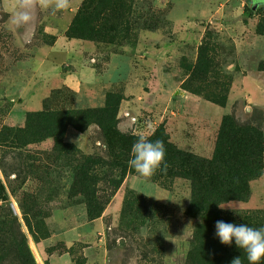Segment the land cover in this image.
I'll return each mask as SVG.
<instances>
[{
	"label": "rangeland",
	"instance_id": "obj_1",
	"mask_svg": "<svg viewBox=\"0 0 264 264\" xmlns=\"http://www.w3.org/2000/svg\"><path fill=\"white\" fill-rule=\"evenodd\" d=\"M110 96L117 133L201 160L226 117L264 137V0H0V264H215L188 179L138 175L94 123L27 137L31 115ZM261 178L221 220L264 227Z\"/></svg>",
	"mask_w": 264,
	"mask_h": 264
},
{
	"label": "trees",
	"instance_id": "obj_2",
	"mask_svg": "<svg viewBox=\"0 0 264 264\" xmlns=\"http://www.w3.org/2000/svg\"><path fill=\"white\" fill-rule=\"evenodd\" d=\"M119 104L117 97L115 99L114 96H110L106 107L100 111L43 112L31 115L27 122V137L39 136L42 140L63 138L69 126L85 132L94 123L103 130L110 148L116 147L125 155L128 153L129 160L132 145L137 138L116 132ZM157 139L162 140L166 147L167 166L166 168L161 166L162 172L167 176L179 175L192 184V202L187 209V215L201 221L195 233L197 241L213 244L217 258L215 264H231V261L240 255L244 259V264H248L243 251L238 250L234 243L230 247L219 241L215 236V225L221 220L219 205L232 201L247 202L251 196L250 182L263 176V134L255 127L241 125L234 119L226 117L218 139L215 158L209 161L175 149L161 130L151 138L153 141ZM92 160L89 158L87 162ZM92 212L96 214L91 209ZM243 223L255 226L253 219L248 217Z\"/></svg>",
	"mask_w": 264,
	"mask_h": 264
},
{
	"label": "clouds",
	"instance_id": "obj_3",
	"mask_svg": "<svg viewBox=\"0 0 264 264\" xmlns=\"http://www.w3.org/2000/svg\"><path fill=\"white\" fill-rule=\"evenodd\" d=\"M57 6L63 7V3ZM22 19L27 21L29 16L25 14ZM165 157L166 147L162 140L153 141L149 137L141 135L132 145L128 166L134 169L138 175L150 177L161 166L166 168ZM219 206L222 209L225 208V206ZM233 211L237 213L234 209ZM215 229V236L219 241L230 247L234 243L238 250L243 251L248 264H264V227H252L243 222L218 220ZM231 264H244V259L241 255L237 256L231 261Z\"/></svg>",
	"mask_w": 264,
	"mask_h": 264
},
{
	"label": "crops",
	"instance_id": "obj_4",
	"mask_svg": "<svg viewBox=\"0 0 264 264\" xmlns=\"http://www.w3.org/2000/svg\"><path fill=\"white\" fill-rule=\"evenodd\" d=\"M261 179H262V182H263L264 181V174H263V177ZM258 204H261L262 207H264V200L263 201H259ZM252 205H256V204H254L253 199L247 204L246 203H242V207H247L248 208V207H251Z\"/></svg>",
	"mask_w": 264,
	"mask_h": 264
}]
</instances>
